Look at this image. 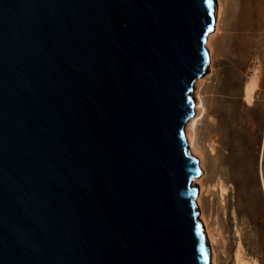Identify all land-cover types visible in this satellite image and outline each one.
Returning a JSON list of instances; mask_svg holds the SVG:
<instances>
[{
	"label": "water",
	"instance_id": "obj_1",
	"mask_svg": "<svg viewBox=\"0 0 264 264\" xmlns=\"http://www.w3.org/2000/svg\"><path fill=\"white\" fill-rule=\"evenodd\" d=\"M217 0H0V264H211L185 125Z\"/></svg>",
	"mask_w": 264,
	"mask_h": 264
},
{
	"label": "rangeland",
	"instance_id": "obj_2",
	"mask_svg": "<svg viewBox=\"0 0 264 264\" xmlns=\"http://www.w3.org/2000/svg\"><path fill=\"white\" fill-rule=\"evenodd\" d=\"M254 1L248 4L225 0L220 31L215 37V62L211 70L208 65L204 74L210 76L205 88L208 110L198 126L202 149L207 151L210 145L220 144L229 123L235 125L241 141L239 154L243 165L232 180L225 161L220 158L225 150L214 144L217 152L207 154L205 205L221 229L222 241L218 247L221 264H233L232 254L238 242L231 209L235 183L245 187L252 219L248 222L241 217L238 221L247 257L264 264V0ZM253 74L257 77V89L252 103L248 104L243 87ZM220 179L228 188L224 199L216 188ZM228 249L229 258H226Z\"/></svg>",
	"mask_w": 264,
	"mask_h": 264
},
{
	"label": "bare ground",
	"instance_id": "obj_3",
	"mask_svg": "<svg viewBox=\"0 0 264 264\" xmlns=\"http://www.w3.org/2000/svg\"><path fill=\"white\" fill-rule=\"evenodd\" d=\"M238 1L246 2L248 4H252V3L254 4L255 2L254 0H238ZM224 11H225V0H217V6L215 9L214 28L208 34L206 40V47L209 53L208 65L210 70L215 62V56H216L215 37L217 33L220 31V26L224 16ZM209 76L210 74L206 76L203 75L194 82L193 97L195 99V106H194L195 112L194 115L187 121L185 125V135L188 140L190 152L191 154L197 157L202 172L196 178L195 183L198 184L199 186V195L197 198L199 218L204 225L207 241L210 245V250H211L210 262L211 264H221L219 251H218L219 244H221L222 241L221 229L219 227L218 220L211 216L207 206L205 205V196L206 193L208 192L206 181L209 177L207 154L211 155L212 153L217 152L215 145H217L220 149L225 150L220 155V158L222 162L225 161L224 163L227 165L225 166V168L229 172L231 180L233 179L234 175L239 173V167L240 165L242 166L243 164H241L240 154H239V149H240L239 147H241L240 146L241 141L238 138V131L235 128V125H233L232 123L225 125L226 127L225 134L224 136L221 137L220 144L214 143L215 145L214 144L210 145L207 151H204L202 149L201 142L199 140L198 126L201 123L202 119L205 117L208 110L206 105L207 97L205 95L206 93L205 88L207 86V81ZM256 89H257V77L253 74L245 82L243 87V97L248 104L252 103ZM261 176L262 175H260V177ZM235 181L233 183H235ZM216 185H217L216 188L219 191L221 198L224 199L228 193L227 186L221 179L217 181ZM233 185H234V200L231 203L232 205L231 209H232V217L233 220L235 221V226L238 235L237 236L238 242L232 254L233 264H259V262L254 260L251 261L247 257V252L245 251V240H243V238L241 237L242 228H239L238 226V221H240L241 217H245L248 222H251L252 220L248 214V206H247L248 196L245 187H242L243 185L241 186L237 183ZM229 249L231 250V248ZM229 249L226 258L227 257L229 258L228 256L230 252Z\"/></svg>",
	"mask_w": 264,
	"mask_h": 264
}]
</instances>
